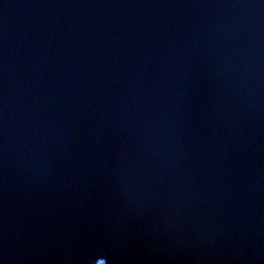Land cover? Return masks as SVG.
<instances>
[{"label":"water","instance_id":"water-1","mask_svg":"<svg viewBox=\"0 0 264 264\" xmlns=\"http://www.w3.org/2000/svg\"><path fill=\"white\" fill-rule=\"evenodd\" d=\"M0 264H264V0H0Z\"/></svg>","mask_w":264,"mask_h":264}]
</instances>
